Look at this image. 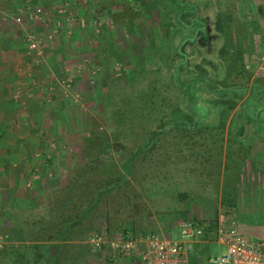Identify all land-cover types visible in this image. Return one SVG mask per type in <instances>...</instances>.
Here are the masks:
<instances>
[{
    "label": "rangeland",
    "instance_id": "obj_1",
    "mask_svg": "<svg viewBox=\"0 0 264 264\" xmlns=\"http://www.w3.org/2000/svg\"><path fill=\"white\" fill-rule=\"evenodd\" d=\"M185 2L198 9L195 16H183L185 25L197 27L199 19L206 34L197 35L182 52L196 67L204 63L220 74L214 89H264V0ZM38 8L43 15L36 19L32 13ZM60 10L75 14L73 20L65 19L67 28L59 22ZM176 19V2L170 0H0V43L9 35L24 43L35 59L26 63L28 78L47 90L26 96L42 101L43 108L42 116L37 110L32 117L38 122L25 126L36 132L35 144L26 147L27 166L21 169L20 161H12L9 170L16 177L11 189L0 182V264H12L15 256L6 253L11 246L30 256L29 237L53 217L48 202L89 156L108 170H122L128 160L133 168L130 183L93 217L91 233L109 227L115 236L126 230L171 232L176 239V225L214 221L220 210L232 206L264 226V139L248 136L250 128L242 120L249 93L234 99L225 118L215 115L200 124L187 113L174 82L173 60L176 48L194 31L184 32ZM31 36L35 48L28 41ZM47 54L75 59L60 58V75L40 80L34 73ZM218 61L225 65L223 74ZM197 71L207 74L204 67ZM191 78L185 73L181 81ZM198 92L208 98L202 86ZM56 116L58 123L52 124ZM14 126L20 128L19 123ZM149 135H154L152 146L139 153ZM241 136H248L247 141L241 142ZM258 232L264 241V233ZM189 248H198L204 263L226 251L213 242ZM99 261L75 243L64 264Z\"/></svg>",
    "mask_w": 264,
    "mask_h": 264
},
{
    "label": "trees",
    "instance_id": "obj_2",
    "mask_svg": "<svg viewBox=\"0 0 264 264\" xmlns=\"http://www.w3.org/2000/svg\"><path fill=\"white\" fill-rule=\"evenodd\" d=\"M170 1L176 2V20L186 27L184 32L194 31L192 38L184 39L183 43L176 48L173 60L175 62L174 82L180 95L186 100L184 107L187 113L200 124L215 115L219 118H225L233 109V105L236 104H233L234 99L249 93V98L245 101L242 112L243 124L250 128V134L248 132L246 134L252 135V138L257 136L264 139V118L261 117L262 114L264 115V109L260 104L264 103V89L258 85L250 89L243 87H230L227 90L214 89L215 78L220 77V74L211 73L205 67L206 65L203 66L204 63H200L196 67L182 52L185 44L194 42L197 35L201 33L206 34L205 24L201 20H197V27L195 24L193 26L185 25L186 23L183 21V16L188 12L195 16L198 11L197 6L192 5L191 8H187L190 5L186 4L185 0ZM193 20L192 18L191 22ZM215 65L217 68L219 67V73L223 74L225 69L223 62L218 61ZM199 67H204L207 74L198 73ZM185 73L191 74L193 78L185 80L186 82L181 81V76ZM200 86L204 88L208 98L203 97L198 92ZM201 101L206 102L207 105H202ZM237 120L240 119L237 118ZM175 125L184 124L178 122ZM248 136H241L240 141H247ZM153 139L154 135H149L140 146L139 153L149 149ZM84 160L83 166L75 170L66 185L57 193L55 198H51L48 202L47 208L53 217L29 237L30 246L27 248H29L30 256L28 257V252L20 251L15 246L7 248L6 253L10 255L12 252L15 256L12 264H64V259L70 255V248L75 243H80L84 251L91 253L87 241L96 231L91 233L93 228L88 226L91 225L96 213L108 209L113 201L112 197L118 195L122 187L130 183L129 176L133 173V168L131 160L126 162V166L122 170L103 168L98 160L95 161L90 156L85 157ZM107 223H109L108 219ZM106 230L112 233L109 227H106ZM123 232H127V230Z\"/></svg>",
    "mask_w": 264,
    "mask_h": 264
},
{
    "label": "crops",
    "instance_id": "obj_3",
    "mask_svg": "<svg viewBox=\"0 0 264 264\" xmlns=\"http://www.w3.org/2000/svg\"><path fill=\"white\" fill-rule=\"evenodd\" d=\"M59 14L58 18L62 19L63 21L59 20V22L66 23L65 19L70 20V15L67 10L62 11ZM65 28H67V23L65 24ZM8 40L2 41L0 43V182L4 184V186H8L11 189L13 181L15 180L16 174H13V177L11 176L10 167H13L11 165L12 161H20L21 165L20 168L24 169L27 166L28 163V157L30 155V152L26 149L28 147L29 149L34 143L35 140V130L31 128H26L25 126L29 123L31 125L35 124L33 120V116L35 117V112L38 110H41L39 116H42V101H39V99H34L35 102H33V98L30 95H27L28 93H35V94H45L47 92L46 89H44L45 86L40 85L39 81L35 82L36 79L30 80L27 75V66L26 63L30 60L31 62L35 59L31 58V54H29V51L27 49V46L24 45V43H21L14 35H9ZM4 42V43H3ZM46 49V52L49 51V54L51 53V47L47 46L45 44L44 50ZM56 49V48H55ZM47 54L46 58L43 59L44 64H39L37 67L36 73H34L37 78L40 80L43 78H46L50 80V78H53L56 74L60 75V70L56 69V66L59 63V59H71L74 60V56H51ZM34 56V55H32ZM67 57V58H66ZM40 61V60H38ZM36 61V62H38ZM50 67L54 70L52 74H50L49 71ZM59 68V67H58ZM46 69L45 74L41 73L44 72ZM35 78V77H34ZM56 85H54L55 87ZM17 93H23L22 99H16ZM28 96V97H26ZM24 97V98H23ZM23 102H21V100ZM38 103L40 106H38ZM40 109H39V108ZM6 108V109H5ZM62 108V107H61ZM60 108V109H61ZM7 111L6 113H4ZM60 110L55 115H60ZM38 116V117H39ZM60 117V116H59ZM58 117V118H59ZM57 116L54 117L50 122L52 124L55 122L58 123ZM2 119H6V122ZM48 121L45 120L44 123H47ZM19 123L20 128L15 129V124ZM7 125V126H4ZM21 143L24 141V143L20 144V142H17L15 140H19ZM14 141V142H13ZM17 142V143H16ZM20 146H24L23 149H20ZM6 158V159H5ZM1 159L3 161H1ZM5 162V163H3ZM15 166V165H14ZM5 172L8 173V175H5ZM10 174V175H9ZM17 180V179H16ZM239 228L241 232L248 231L251 233L247 234L246 236L251 239L255 240H262L261 237H259V232L264 233V226L262 223V226H259L258 223L255 222V220L252 219V217H248L246 214H241L239 211ZM203 219V218H201ZM246 221V223H245ZM263 229V230H261ZM246 234V232H244ZM243 233V234H244ZM216 243L215 239L212 237L208 240H204L200 243H191L187 245V264H205L202 262L201 256H197V253L200 254V250L196 248L195 250H190L189 246L196 245H202L206 243ZM217 244V243H216ZM102 261H99L95 264H134L132 261L128 259H117L116 261H108L101 258Z\"/></svg>",
    "mask_w": 264,
    "mask_h": 264
},
{
    "label": "built area",
    "instance_id": "obj_4",
    "mask_svg": "<svg viewBox=\"0 0 264 264\" xmlns=\"http://www.w3.org/2000/svg\"><path fill=\"white\" fill-rule=\"evenodd\" d=\"M42 15L40 8L32 13L36 19ZM74 18L75 14L70 13V19ZM28 41L32 48L37 47L35 37H29ZM176 228L179 229L176 239L171 232L164 235L127 231L115 236L103 229L93 233L87 244L93 255L108 261L128 259L134 264H187V245L213 237L226 251L209 256L205 264H264V241L251 239L241 232L237 207L220 210L214 221L188 220Z\"/></svg>",
    "mask_w": 264,
    "mask_h": 264
}]
</instances>
